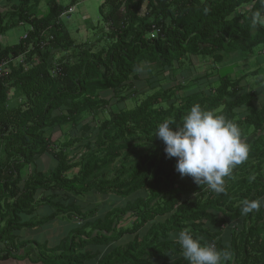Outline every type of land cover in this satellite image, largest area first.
I'll return each instance as SVG.
<instances>
[{
    "label": "trees",
    "instance_id": "trees-1",
    "mask_svg": "<svg viewBox=\"0 0 264 264\" xmlns=\"http://www.w3.org/2000/svg\"><path fill=\"white\" fill-rule=\"evenodd\" d=\"M6 2L11 5L0 9V35L23 24L30 30L18 45L0 48V61L12 60L0 82V103L11 92H22L27 99L14 111H0V259L187 264L174 237L188 228L202 242L227 249L229 264H264V81L257 90L247 91L242 83L250 78L236 79L237 63L225 64L232 56L246 61L255 50L264 53V26L253 28L251 21L264 0H103L99 25L86 20L87 29L107 42L103 49L77 43L61 21L67 9L55 2L46 15L32 12L40 0ZM78 2L72 0L71 5ZM24 55L27 60L17 66ZM31 59L38 63L22 74L20 67ZM194 59L211 61L216 81L211 79L203 91L181 95L195 81L178 83L176 71H189ZM144 68L147 78L140 77ZM254 77L261 80L259 73ZM144 79L153 90L143 92L140 101L131 89ZM169 83L173 86L164 88ZM115 95L121 97L117 110H108ZM128 99L136 103L133 108L125 106ZM196 103L238 123L250 145L249 158L225 177L220 194L191 176H181L177 158H168L164 142L155 136L160 123L167 118L181 123ZM62 109L63 115L54 116ZM98 111H107L109 117L95 127L81 125L83 117ZM67 125L71 139L63 147L84 143L78 160L64 149L57 151L52 136L46 135L48 129ZM45 156L56 165L39 171L36 160ZM30 167L32 174L24 178L23 171ZM74 169L79 171L70 178ZM93 193L126 204L105 208L100 216L98 207L84 213L79 200ZM258 198L260 209L242 216L243 201ZM39 207L51 213L38 221H22ZM129 218L135 219L132 228H121ZM54 221L71 225L53 248L37 241L16 242L13 236ZM225 230L231 234L229 244L220 239ZM126 235L133 240L110 249Z\"/></svg>",
    "mask_w": 264,
    "mask_h": 264
},
{
    "label": "rangeland",
    "instance_id": "rangeland-1",
    "mask_svg": "<svg viewBox=\"0 0 264 264\" xmlns=\"http://www.w3.org/2000/svg\"><path fill=\"white\" fill-rule=\"evenodd\" d=\"M54 2L57 3L59 6H61L62 8H66L67 11L70 10L71 6L75 8L74 13L63 14L61 16V21L62 23L65 24V27L68 28L69 31L72 33V36L77 43H91V44H94V47H96L97 49H100V48L103 49V47L106 46L107 42L102 41V39H100V35L97 34V31H95L94 29H93L94 31L93 30L91 31L90 28L87 29V26H86V20L90 21L91 24H93L94 26L99 25L98 23H100L101 21V17L99 15V7L103 3V0H79V2L76 3L75 5H71L72 0H40L39 6L36 9H33L32 12L41 13V14L46 15L50 8V4ZM9 5L11 4L10 3L7 4L6 0H0V9L4 11L9 10L10 9ZM29 30H30V26L28 24H23L20 26L12 27L9 30L5 31L2 35H0V48L6 49V48H10V47H14L18 45L21 39L25 38ZM226 59H227L225 63L226 65H233L234 63H237L239 70L236 72V77H235L236 79H240L244 75L250 78L248 79V82L245 78L246 82L242 83V86H245L247 91H254V89L257 90L261 86V84L264 81V53L263 51L255 50L254 53L250 56V58L245 59L246 61H243V60L241 61L240 58L237 56L236 57L232 56L231 59H228V58ZM25 60H27V56L24 55L20 58L19 64L17 66H19L20 64H23ZM36 63H38L37 59H31V61H28L27 63H25L23 67H20L22 74H24L25 72H29L31 65L36 64ZM194 63H195L194 66L190 68L189 71H186L184 73H182L180 70L176 71L177 72L176 79L179 80L178 83L189 84L190 82L195 81L189 87V89L181 90L180 91L181 95H183L187 91L205 90V88L208 86L209 81L216 76V73L214 71L215 68H214V65L211 63V61L206 60L200 63L197 59H194ZM242 68H244V70ZM212 71H214L213 75H211ZM155 72H159V70L155 69L154 73ZM56 73L57 72L55 70H52V75H56ZM258 73H259L261 80H258L256 79V77H254ZM147 75H148L147 70L146 68H144V70L140 74V77L147 78L149 77ZM152 81L153 83L156 84V87H157L158 82L156 81V79H151V82ZM215 81L216 79L212 80V82H215ZM172 86H173L172 83H169V84H165L164 88H170ZM149 89H151V91ZM147 90L150 91L148 92V94L151 93L153 90V85L151 86L150 83L147 82V79H144L142 82L136 83V87L134 89H131L132 92L136 91L137 93H139L138 100L140 101L145 98V95H142V94L143 92ZM142 97L143 99H140ZM117 99L121 101V97L119 95L117 96L115 95L114 98L111 99L112 108L108 107V110L109 109H112L115 111L117 110V107H116L117 103H120V101L119 102L116 101ZM26 102H27V99L25 98L24 94H22V92H18V93L11 92L7 96V100L5 103L3 104L0 103V111L5 112L6 110H11V109L14 111L15 109H18L21 105H24ZM124 103H125V106L129 109L133 108L136 104L132 99H128ZM138 104H139V101H138ZM25 107H23L22 110H24ZM63 113H65L64 109H62L61 111L57 113H54V116H61L63 115ZM98 113L99 111L97 112V115L95 116L83 117L81 125L85 123H90L93 127H95V126L100 125L103 120L109 117L108 116L109 113L107 111H101V113L99 114ZM91 119L93 120L91 121ZM70 131H71V125H67L65 127L48 129L46 131L48 132L46 135L50 137L52 136V141L57 151L64 149L66 152L71 153V156H70L71 158H76L74 160H78L81 154L85 152V149L83 147L84 143L82 141H80L77 144L74 143L69 148L63 147L64 142L71 139L72 132L70 133ZM1 158H3V155ZM55 165H56V161L53 158L49 156H45L43 161H42V158L41 159L38 158L36 160L35 168L40 171L44 168V166L45 168L52 169ZM78 171L79 169H74L70 173H68V176L72 178L78 173ZM32 172H33L32 167L26 168L22 173L23 177L27 178L28 176L32 174ZM20 186L23 187V185L21 184ZM47 195H50V193H47ZM41 197L42 195L40 194L37 195V199H40ZM79 201L81 202L80 205L82 206V211L84 213H88L93 208L98 207L97 216H100L101 214H103L105 211V208L107 209L110 206L111 208H123L126 204V201L123 199H119L114 196H109L105 198L96 193L91 194V196H85L83 199H80ZM23 218L25 220L27 219L24 216ZM134 220H135L134 218L133 219L129 218L127 220H124V222L120 224V227L121 228H132V224L134 223ZM214 231L216 232L218 230L214 229ZM144 233L145 231L143 232V234ZM230 236H231L230 232L225 230V232L221 235L220 239L225 244H229ZM132 240H133V236L126 235L120 242L112 244L110 249L116 248L117 246H124L127 243L131 242ZM37 242L42 244L41 241H37Z\"/></svg>",
    "mask_w": 264,
    "mask_h": 264
},
{
    "label": "clouds",
    "instance_id": "clouds-1",
    "mask_svg": "<svg viewBox=\"0 0 264 264\" xmlns=\"http://www.w3.org/2000/svg\"><path fill=\"white\" fill-rule=\"evenodd\" d=\"M251 21L253 28L264 26V6L252 14ZM155 136L164 142L167 157L177 158L176 171L181 176H191L217 194L225 191V177H230L250 155V145L239 124L199 103L187 110L179 124L172 118L165 119L157 126ZM261 204L259 198L245 199L241 215L259 210ZM174 238L187 264H229L231 260L227 249L202 242L191 229L179 231Z\"/></svg>",
    "mask_w": 264,
    "mask_h": 264
},
{
    "label": "crops",
    "instance_id": "crops-1",
    "mask_svg": "<svg viewBox=\"0 0 264 264\" xmlns=\"http://www.w3.org/2000/svg\"><path fill=\"white\" fill-rule=\"evenodd\" d=\"M79 201V205H80ZM82 207V206H81ZM51 213V210L47 207H39L36 209L32 216H24L27 219L25 220L22 216L23 222L29 221H38L40 219L46 218ZM79 223V222H77ZM70 223L66 221H54L48 223L42 227H37L33 229H25L22 231H17L13 233L15 236L16 242L22 241H41L42 244H47L53 248L59 244L60 240L67 236V233L70 230ZM73 227V226H72ZM92 251H96L95 249H91ZM0 264H43V263H35L29 258H15L9 257L6 259H0ZM85 264H98L97 262H89Z\"/></svg>",
    "mask_w": 264,
    "mask_h": 264
},
{
    "label": "built area",
    "instance_id": "built-area-1",
    "mask_svg": "<svg viewBox=\"0 0 264 264\" xmlns=\"http://www.w3.org/2000/svg\"><path fill=\"white\" fill-rule=\"evenodd\" d=\"M74 8L68 10V14L73 13ZM66 14V13H65ZM154 38V35H152ZM12 60L4 59L0 61V82L9 74V64H11ZM57 72V70H55Z\"/></svg>",
    "mask_w": 264,
    "mask_h": 264
}]
</instances>
